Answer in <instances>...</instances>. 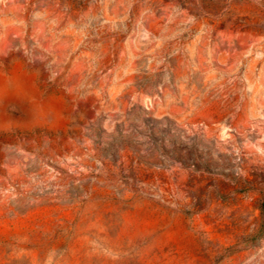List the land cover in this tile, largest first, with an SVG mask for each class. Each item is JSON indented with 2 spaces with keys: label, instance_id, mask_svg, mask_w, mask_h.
<instances>
[{
  "label": "rangeland",
  "instance_id": "obj_1",
  "mask_svg": "<svg viewBox=\"0 0 264 264\" xmlns=\"http://www.w3.org/2000/svg\"><path fill=\"white\" fill-rule=\"evenodd\" d=\"M0 264H264V0H0Z\"/></svg>",
  "mask_w": 264,
  "mask_h": 264
}]
</instances>
